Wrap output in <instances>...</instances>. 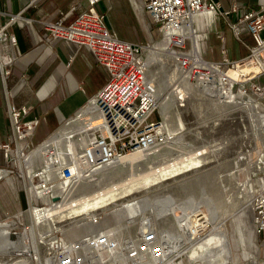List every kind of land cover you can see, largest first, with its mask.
Listing matches in <instances>:
<instances>
[{"label": "rangeland", "instance_id": "1", "mask_svg": "<svg viewBox=\"0 0 264 264\" xmlns=\"http://www.w3.org/2000/svg\"><path fill=\"white\" fill-rule=\"evenodd\" d=\"M107 15H105L106 18ZM139 17L142 34L146 35V43L138 45L150 47L149 52L145 51L148 56L149 70L147 82L150 80L152 81L150 84L155 86L156 98L160 104V113L155 114L153 119H160V114H163L161 106L169 102L168 113L163 116L172 139L163 147L144 154L130 155L124 158L125 160L122 159L123 163L120 161L116 167L99 172L90 180L81 181L77 184L72 195L66 197L59 205H52L48 198H43L42 203L45 207L43 209L53 210L56 213L57 219L55 220L34 226L33 209H36V205L40 203L36 201L33 190H30L31 200L35 204L29 213L30 219L28 217L12 218L0 224V236H3L0 237V260L4 264H19L20 262L55 264L54 255H50L49 244H56L58 237H63L68 242H75L85 236L107 229L112 230L120 249L126 244V247L131 251L137 250L139 242L142 241L144 230L149 231L147 236H150L152 231L157 232L163 243V257L159 259L140 257L137 264L169 263L173 251L178 247L189 248L186 249L187 255H182L169 264H196L198 262L196 260L190 263L192 248L197 245L193 246L195 241L188 238L189 222H187V217L198 213H205L210 217L213 226H216L225 215L228 216L226 230L230 254L228 259L224 255L211 259L213 262L215 261L213 264L223 263V260L226 264H238L236 262L240 261L241 254L252 255L250 248H247L249 242L253 253L256 250L257 236L253 227L251 203L255 191L258 190L260 180L264 176V172H262L264 170V131H261L258 126L260 120L254 115V109L235 107L234 105L240 102L253 104L257 112L260 113L259 107L255 106L252 101H246L247 99L239 102L229 100L230 105L212 106L211 104L217 103V98L215 96L213 98L206 97L196 90H193V94L184 99V103H178V99L173 95V90L182 91L185 80L181 77L179 68L173 61L167 40L162 41L163 35L159 32L158 26L145 15L142 9ZM202 18L205 24L200 30V34L206 38L202 42L203 50L200 55L205 60L221 61L223 49L229 50V58L232 60L245 55L246 49L241 45L229 25L223 24L221 21L217 23L218 31L223 32L226 38V44H224L218 39L215 28L209 27L204 16ZM194 28L197 27L194 25ZM193 48H195L194 41ZM153 50L160 51L164 55L161 58V63H165L166 75L171 76V79L166 82L160 78L161 65L159 63L149 65V57ZM262 81L264 82V78ZM86 115L94 121L98 120L97 115L92 111L91 113L87 111ZM84 124L86 123L83 121L71 124L62 132L73 131L76 134H81V129L86 127ZM63 133L55 134L51 139L48 138L32 153L35 155L50 144L54 140L53 138L59 137L62 139L55 143L52 149H55L59 156H64L68 139ZM83 136L86 135L81 134L79 139L75 137L70 141L80 144ZM199 152H204L199 168L178 174L167 180L154 182V178L153 181H144L145 176L161 168L173 166V164L179 165L182 158H185L184 156ZM40 153L42 151L36 156H31V154L28 157L23 156L21 164L16 162L18 169L22 170V173L23 170L28 169L33 178L36 169L44 162ZM198 172H201V175L196 174ZM203 177H205L204 180ZM197 179L198 181H196ZM179 182H181V186L178 184ZM243 184L247 185L248 201L241 194L240 188H243ZM96 197L111 199L110 205L102 211H89L81 217L72 214V211H77L79 204ZM70 215L75 218H67ZM99 216L101 218L99 223H94V219ZM185 220L186 235L183 237L181 226ZM13 235L18 241L15 247L10 246ZM42 238H46V243L39 244ZM218 245L219 242L213 239L210 247ZM202 251L204 249L198 246L193 253L202 255ZM241 256L244 258V255ZM91 257L99 264H132L120 254L119 250L111 253H99Z\"/></svg>", "mask_w": 264, "mask_h": 264}, {"label": "built area", "instance_id": "2", "mask_svg": "<svg viewBox=\"0 0 264 264\" xmlns=\"http://www.w3.org/2000/svg\"><path fill=\"white\" fill-rule=\"evenodd\" d=\"M88 2V10L70 24H66L64 19L46 21L44 29L52 39L87 47L98 64L107 70L109 81L81 112L93 107L98 124L89 129V137L86 136L85 143L74 157L70 153L67 160H60L56 150L50 149L42 156L44 162L36 169L33 178L28 169L23 170L29 195L33 190L36 201L40 203L36 205L38 210L45 208L43 198H48L52 205H59L72 195L81 181L90 180L120 159L150 152L165 146L172 139L163 114H160L159 120L153 119L155 114L160 113V104L155 86L146 80L148 56L145 51L149 52L150 47L120 40L108 27L106 16L98 11L100 0ZM142 3L146 15L163 35L162 41H170L173 61L181 77L192 83H214L215 89L220 90L223 96L234 102L242 99L252 101L264 115V7L242 11L237 4H233L230 9L223 10L221 3L215 0H142ZM210 14L215 20L229 21L230 29L247 50L244 57L232 60L229 50L223 49L222 60L212 62L194 53L193 41L184 28L195 16ZM234 17L236 19L231 22L230 19ZM244 33L251 37L253 45L243 38ZM217 37L226 43L223 33H218ZM8 39V35L0 29V40L7 42ZM6 62L10 63L11 59ZM173 92L177 102L184 103L182 91ZM29 110L27 107L17 108L11 103L7 105L12 139L4 143L1 149L5 158L15 163H19V153L28 157L45 143L33 148L29 145L38 125L37 120H25ZM81 113L66 125L74 122ZM251 207L255 232L264 247V176L253 195ZM99 219L100 216L96 217L94 223L98 224ZM147 232L144 230L142 241L135 251L127 248L126 244H122L123 248L120 249L111 229L90 234L75 242L58 237L54 262L99 264L91 256L117 250L132 264H137L144 256L162 258V240L157 232L152 231L150 236H147Z\"/></svg>", "mask_w": 264, "mask_h": 264}, {"label": "crops", "instance_id": "3", "mask_svg": "<svg viewBox=\"0 0 264 264\" xmlns=\"http://www.w3.org/2000/svg\"><path fill=\"white\" fill-rule=\"evenodd\" d=\"M215 1L221 3L223 10L230 9L233 4H237L242 11L264 7V0ZM88 8V0H0V29L9 37L7 42L0 40V170L7 172L0 179V224L12 218L30 219L29 213L35 206L27 190L24 171L22 173L14 161L7 160L1 149L12 139L8 103L17 108H29L25 120L38 121L29 140L30 147H36L71 124L82 123L86 112H81L109 81L107 70L98 64L87 47L52 39L44 29L46 21L64 19L66 24H70ZM97 9L102 14H108L107 24L120 40L146 43L139 17L141 9L145 13L142 0H101ZM204 19L209 27L215 28L216 34L223 33L218 31V22L229 25V21L215 20L213 15ZM204 24L202 16L195 17L193 27L197 28L193 29L198 54L202 53V42L206 38L200 34ZM244 39L253 45L247 33H244ZM8 59H11L10 63L6 62ZM80 113V117L66 125ZM251 212L254 227L252 207ZM256 242L254 253L249 242L247 248L252 255L241 254L243 258L239 254L240 261L236 263L264 264V247L258 236Z\"/></svg>", "mask_w": 264, "mask_h": 264}, {"label": "bare ground", "instance_id": "4", "mask_svg": "<svg viewBox=\"0 0 264 264\" xmlns=\"http://www.w3.org/2000/svg\"><path fill=\"white\" fill-rule=\"evenodd\" d=\"M210 15H212V14H210ZM197 16H204L205 17V16H208V15H197ZM197 16H195V17H197ZM195 17L191 20L190 24L186 25V27L184 28V31H186V35L187 36L189 35L191 37V39H193V41H194V47H195V48H193L194 53L198 52L197 42H196L195 34L193 32V28H194L193 27V23H194ZM167 46H168L169 52L171 53L170 41L169 40H167ZM196 55H200V54L196 53ZM163 56H164L163 53H160V51L158 52L157 50H153V51H151V54H150V57H149V61L150 62L149 61L148 62H149V65H152V63L153 64L154 63H157V64L159 63L161 65V68H160V76L161 77L160 78H162V80H164L166 82V81L171 79V76H167L166 75L165 63L164 64L161 63V58H163ZM146 80H147V78H146ZM184 80L185 81H184L183 86H182V94L184 93V97L183 98H188V95L189 96L192 95L193 94V90H196L197 92L205 95L206 97L213 98L215 96L217 98L216 99L217 103L216 104H211L212 106H216L217 107L218 105H221V104L230 105V103H229L230 99H228L226 96H223L222 93L219 92L220 90L218 91L217 88L215 89L214 83L198 82V83H196L194 85L191 82L187 81V79H184ZM150 82H152V81L148 80L149 84H150ZM211 101H213V100L211 99ZM168 103L166 102V103L163 104V106H161V108H162L161 111L163 112V114L165 116L168 113ZM252 103H254V102H252ZM232 106H233V104H232ZM234 106L235 107L240 106V107H244V108L248 107V108L254 109L253 110V111H255L254 115L258 118V120H260V122L258 123L259 124L258 126H260V130L261 131L262 130L264 131V115H261L259 112H257V110H256V108L254 107L253 104H248V103H245V102L241 103L240 102V103H238V104H236ZM85 111L86 112L88 111L90 113L92 111V112H94V114H96V112H95L93 107H90L89 109H87ZM82 121L84 123H86V124H84V125H86V127L84 126L83 129H81L80 132H81V134H84V135L89 137V135H90V134H88L89 129L92 128L93 126H96L98 124V120L94 121V120H92L91 117L86 115L85 117H83ZM62 133L63 132H60L58 134H62ZM63 134H65V136H67V139H68L67 150H66V153L64 154V156L61 157V156H59L58 153H57V156H58V158L60 160H67V156L70 155V153L74 157L76 151L79 150V148L85 143L86 136H83L81 138L80 144H75V143H72L70 140L72 138L79 137L81 134H76V132H73V131H67V132L65 131ZM53 139L54 140H52L50 142V144L46 145L42 150L38 151V153H36L35 155H34V153H32L31 156L39 155V152H41V151H42V153H40L41 154L40 156H43L47 150L52 149L53 145L55 143L59 142L62 138L55 137ZM203 154H204V152H199V153H196V154L192 153L190 155L184 156L185 158H182V161L179 163V165L173 164V166L161 168L158 171H155L154 173L145 176L144 177V181L145 182L153 181L154 178H155L154 182L167 180V179H169L171 177H174V176H176L178 174H183V173L189 172L190 170L197 169L202 164L201 156ZM180 155L183 157L182 154H180ZM22 157H23V155L21 157H19V160H18L20 164L22 163V161H21L23 159ZM124 160H122V159L118 160L112 166L106 168L105 170H102L101 172L107 171V170H109L111 168L116 167L119 164L120 161H122L121 163H123ZM32 163H33V160H32ZM6 173L7 172H3L2 170H0V179L5 177L7 175ZM96 174H99V173H96ZM196 174H200L201 175V172H198ZM204 179H205V177H203V180ZM190 180H191V178H190ZM185 181H186V179H185ZM196 181H198V179ZM178 184L180 185L181 182H179ZM240 189H241V194L243 196H245L247 201H248L249 196H248L247 185L243 184V188L241 187ZM246 192H247V194H246ZM110 202H111V199H108V198L102 199L100 197H96V198H93L92 200H88L86 202H83V203L79 204L77 206V211L76 210L72 211V214L74 216L81 217V216L86 215L89 211H99V210L102 211L107 206L110 205ZM213 212L215 213V211H212V213ZM55 215H56V213L53 210L52 211L44 210V209L38 210L37 208L33 209V215L32 216L34 217V226L39 225V224H43L44 222H47V221H52V220L57 219L55 217ZM213 217H215V216H213ZM59 218H61V217H59ZM67 218L73 219L75 217H71V215H70L69 217L67 216ZM181 219H184V218H181ZM227 219H228V216L225 215V217L222 218V220L219 221V223L216 222L217 223L216 226H213L211 221H210L211 218L208 217L205 213H198V214H194L191 217H189V216L187 217V222H189V228H187L188 238L193 240V241H195V243H193V246L197 245V247H193L192 248V251L190 250L191 251L190 263L195 262V260H196V261H198L196 264H198V263L213 264L215 261L213 262V260H211V259H214V258H217V257L220 258L223 255H224V257L226 256V259H228V256L230 254V250H229V245L230 244H229V241H228L227 230H226ZM185 223H186V220H185V222L183 221L182 226H181V235H183V237L186 235L185 234L186 231H184V229L186 227ZM86 227L88 228L87 224H86ZM32 230H34V229H32ZM0 237H3V236H0ZM213 239H216L217 242H219L218 246L210 247L211 244H212ZM44 243H46V238H42L41 242H39V244H44ZM17 244H18V241L16 239V236L13 235L11 240H10V246L11 247H15ZM55 246H56L55 243H50L49 244L50 255H54ZM198 246L202 247L204 249V251H202V253H203L202 255H195L193 253L194 250L198 248ZM186 249L188 250L189 248H187V247H178V248H176L173 251V256L171 257L169 263L173 262L175 259L179 258L182 255H185V254L187 255V253H186L187 250ZM223 261L224 262L220 263V264H226L225 260H223ZM169 263L166 262L165 264H169ZM0 264H4V263L0 260ZM19 264H25V263L20 262Z\"/></svg>", "mask_w": 264, "mask_h": 264}]
</instances>
